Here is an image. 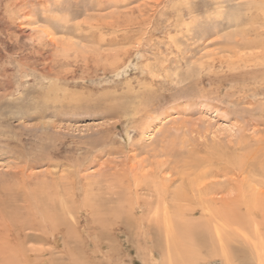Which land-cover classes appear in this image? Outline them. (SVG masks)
Wrapping results in <instances>:
<instances>
[{
  "label": "rangeland",
  "instance_id": "1",
  "mask_svg": "<svg viewBox=\"0 0 264 264\" xmlns=\"http://www.w3.org/2000/svg\"><path fill=\"white\" fill-rule=\"evenodd\" d=\"M0 119V264H264V0H0Z\"/></svg>",
  "mask_w": 264,
  "mask_h": 264
},
{
  "label": "bare ground",
  "instance_id": "2",
  "mask_svg": "<svg viewBox=\"0 0 264 264\" xmlns=\"http://www.w3.org/2000/svg\"><path fill=\"white\" fill-rule=\"evenodd\" d=\"M33 114H34V112H33ZM2 121L3 120L0 119V122H2ZM34 131L36 132L35 129L30 130V132H32V133ZM32 133L28 134V139L31 141L33 140V143H34V139H31V138H35V134L34 133L32 134ZM2 141H5V140L0 139V142H2ZM8 143H9V141L7 142V144ZM17 144L21 145V143L19 141L17 142ZM33 193H34L33 196H35L36 192H33ZM8 195L9 194H7V197H5V200L0 199V208L4 209L5 207H7L10 204H13L14 206H15V204H19L22 207V209H24V211L27 210V216L24 219H19L18 217H17L18 218L17 219V218H14L13 214L11 215V213L10 214L6 213L7 211L2 212L3 215L0 216V256H4L5 258H6V255H8V257H10L13 255L14 256L20 255L21 252L23 253V251H24L23 243L29 239L32 240L36 237V235L34 233H28L25 230H26V228L34 229L33 223L37 222V221L35 222V220H36V213L35 212L36 211L33 210L34 205L32 204L35 202L34 197H32L31 201H29L30 198L27 199V197L24 195H22L20 198H16L15 195H14V197L8 196ZM32 200H34V201L32 202ZM35 204H36V202H35ZM11 207H13V206H10L9 208H11ZM49 209H51V208H49ZM51 218H52V216H51ZM27 223H29V224H27ZM30 223H32L33 225H30ZM34 232H36V230ZM256 234H258V227L254 228L253 237L252 236L250 237V236H247L244 234H243V237L246 238L247 242L251 243L254 254L256 255V257L258 259V258L264 256V246H263L264 240H263V238L258 237V235L256 236ZM218 242H219L218 244L221 247V254L226 256V252H227L228 248L231 249V250H228V252L231 251V253L232 252L237 253V249L234 246L232 247V244L228 245L229 242H225V245H224L223 241H221V240H218ZM227 246H228V248H227ZM228 255H230V254H228ZM258 263H261V262L258 260Z\"/></svg>",
  "mask_w": 264,
  "mask_h": 264
}]
</instances>
